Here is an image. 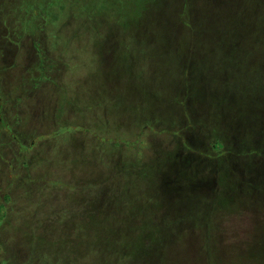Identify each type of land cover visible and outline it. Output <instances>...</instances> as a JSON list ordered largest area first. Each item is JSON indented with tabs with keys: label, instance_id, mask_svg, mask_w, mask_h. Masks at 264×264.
<instances>
[{
	"label": "rangeland",
	"instance_id": "374dc122",
	"mask_svg": "<svg viewBox=\"0 0 264 264\" xmlns=\"http://www.w3.org/2000/svg\"><path fill=\"white\" fill-rule=\"evenodd\" d=\"M0 264H264V0H0Z\"/></svg>",
	"mask_w": 264,
	"mask_h": 264
}]
</instances>
